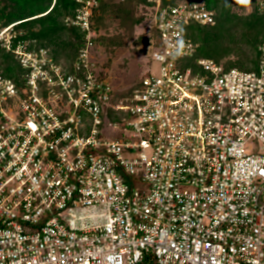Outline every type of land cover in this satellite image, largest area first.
Returning <instances> with one entry per match:
<instances>
[{"label":"built area","instance_id":"1","mask_svg":"<svg viewBox=\"0 0 264 264\" xmlns=\"http://www.w3.org/2000/svg\"><path fill=\"white\" fill-rule=\"evenodd\" d=\"M76 2L73 74L0 31L26 71L22 92L0 73V264H264V44L254 71L193 69L183 27L213 13L155 0L158 68L114 103L94 68L99 0Z\"/></svg>","mask_w":264,"mask_h":264},{"label":"trees","instance_id":"2","mask_svg":"<svg viewBox=\"0 0 264 264\" xmlns=\"http://www.w3.org/2000/svg\"><path fill=\"white\" fill-rule=\"evenodd\" d=\"M183 1L186 0H161V8L175 6ZM193 1L203 3L213 13L215 23L201 25L192 22L183 27L185 38L197 45L193 57L186 59V65L196 69V59L207 58L221 64L226 70H256L260 59L259 48L264 44V7L261 6L264 0ZM140 4L152 6L147 0H123L116 6L99 0V7L94 10L92 18V29L96 32L92 39L94 49L102 47L113 51L116 46L127 45L125 41L117 39V36L101 34L103 11L111 7L120 17L121 28L131 37L135 26L145 19L134 13L136 6ZM245 4L251 6V11L247 14H241L235 9H244ZM79 6L76 0H0V26L14 24V31L17 32V38L13 41L15 44L28 42L31 48H46L65 73L73 74L74 64L86 44V33L78 28L67 27L64 20L67 16L74 15ZM151 30L153 43L157 44V30L154 26ZM0 59V73L15 83L22 92L26 71L11 53L0 55ZM15 64L24 72L15 74ZM95 67H98L97 62H94ZM100 78L106 79V72H101ZM140 82L141 79L127 89L116 90L111 100L115 103L131 96ZM106 115L109 121L119 123L124 117L122 112H115L111 108L107 109Z\"/></svg>","mask_w":264,"mask_h":264},{"label":"rangeland","instance_id":"3","mask_svg":"<svg viewBox=\"0 0 264 264\" xmlns=\"http://www.w3.org/2000/svg\"><path fill=\"white\" fill-rule=\"evenodd\" d=\"M122 1L104 0L105 3L111 6H116L118 2ZM147 1L152 6L145 7L144 4H140L134 10L135 15L138 17L143 16L145 19L141 24L135 26L134 33L131 37H128V32L121 28L120 17L112 11L111 7L102 13V24L100 25L101 34L111 37L117 36V39L119 38L127 44L116 46V48H113V51L101 47L96 49L93 55L94 61L98 63V70L102 74L106 72V80L115 90H124L131 87L144 76L154 74L158 68L155 62H151L152 50L150 48L153 43L151 29L154 26L156 2L155 0ZM235 9L241 14H247L251 11V6L245 4L244 9ZM3 27L0 26V31L4 29ZM105 63L107 64L103 65ZM20 71L22 72L23 70L18 64H15L14 73H21ZM106 131L104 130L103 132L105 133ZM120 133V129L116 128L114 129L113 135L107 134L106 137H119L121 135Z\"/></svg>","mask_w":264,"mask_h":264}]
</instances>
